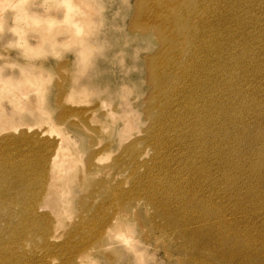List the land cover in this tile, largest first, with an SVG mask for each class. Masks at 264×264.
Wrapping results in <instances>:
<instances>
[{
	"label": "rangeland",
	"instance_id": "1",
	"mask_svg": "<svg viewBox=\"0 0 264 264\" xmlns=\"http://www.w3.org/2000/svg\"><path fill=\"white\" fill-rule=\"evenodd\" d=\"M189 1L187 13L198 4ZM86 2L92 14L78 40L62 28L65 10L57 0H3L0 8V153L28 161L18 188L14 171L6 173L11 180L0 179V264H181L203 247L178 237L181 226L156 229L166 216L144 196L161 184L153 172L154 181L148 176L157 154L153 144L168 137L161 123L170 110L149 80L151 61L167 66L147 59L161 51L158 22L175 30L190 16L185 4L169 11L170 0ZM141 17L155 20L139 25ZM49 26L52 35L43 39ZM62 145L76 165L68 177L52 171ZM125 208L130 214L121 219L130 224L122 234L103 231ZM211 243L216 248L200 254L218 264L222 247ZM84 250L92 257L81 258Z\"/></svg>",
	"mask_w": 264,
	"mask_h": 264
},
{
	"label": "bare ground",
	"instance_id": "2",
	"mask_svg": "<svg viewBox=\"0 0 264 264\" xmlns=\"http://www.w3.org/2000/svg\"><path fill=\"white\" fill-rule=\"evenodd\" d=\"M170 2L169 11L185 4L184 14L190 17L175 30L167 29L163 20L155 21L162 47L158 56L147 59L167 66L156 67L151 61L149 80L158 92L155 97L166 98L170 108L161 123L165 122L163 137H168L153 144L157 154L148 176V182L155 176L161 184H151L152 189L144 193L166 216L154 227L165 232L181 226L178 237H189L201 249L214 250L217 244L211 242L218 241L222 247L218 264H242L243 256L254 259L253 264H264V250L259 249L264 247V32L260 31L264 0H198L196 9L188 13L189 0ZM57 4L65 10L62 28L78 40L90 23V5L86 0H57ZM148 22L141 17L138 24ZM169 23L178 24L175 18ZM52 27L44 30L43 39L52 35ZM58 150L52 171L54 176L68 177L75 162L63 145ZM27 165L25 159L14 161L6 152L0 153V179L11 180L6 173L14 171L13 186L18 188L26 181ZM58 186L53 180L51 187L58 190ZM20 196L26 199V193ZM53 196L48 197L49 204ZM129 214L126 208L119 210L103 231L113 228L122 234L120 228L130 223L121 218ZM86 228L87 224L84 233ZM201 249L194 248L197 252L181 264H214L201 256ZM91 257L90 252L81 256Z\"/></svg>",
	"mask_w": 264,
	"mask_h": 264
}]
</instances>
